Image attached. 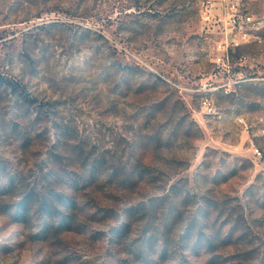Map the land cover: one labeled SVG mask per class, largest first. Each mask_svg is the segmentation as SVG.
<instances>
[{"label": "rangeland", "instance_id": "rangeland-1", "mask_svg": "<svg viewBox=\"0 0 264 264\" xmlns=\"http://www.w3.org/2000/svg\"><path fill=\"white\" fill-rule=\"evenodd\" d=\"M233 6L253 21L225 49ZM0 75V264H144L130 250L149 223L126 209L164 195H187L185 223L219 208L201 219L211 249L180 223L154 264H264V0H0ZM50 170L78 182L56 188L81 231L41 240L6 187Z\"/></svg>", "mask_w": 264, "mask_h": 264}, {"label": "trees", "instance_id": "trees-1", "mask_svg": "<svg viewBox=\"0 0 264 264\" xmlns=\"http://www.w3.org/2000/svg\"><path fill=\"white\" fill-rule=\"evenodd\" d=\"M4 78L0 75V80L3 82ZM237 168H233L228 176L224 175L222 181H227L231 176L235 175ZM146 176L145 170L141 172V178ZM57 185H74L78 186V182H74L71 177L60 176L58 172L53 170L48 171L45 177L42 178L39 190L37 187L27 188L24 183L17 182L13 179H8V186L6 190L17 191L19 199L13 207L8 208L9 215L14 222L28 224L32 215H36L40 221L41 227L37 232V237L41 240L47 239L52 232H70L81 231V224L77 220L78 203L76 200L67 196L63 191L56 188ZM176 185H172L175 187ZM186 194L189 195V192ZM187 196V195H186ZM183 197L181 202L174 200L177 196H162L154 198L149 204H142L131 206L126 209L129 218H135L136 215L146 217L147 224L144 233L151 231L149 238L145 244L137 248H131L130 253L134 254L136 259H139L144 264H154L151 260L155 253H159L161 257L167 253V247L170 242V232L173 226L182 223L183 232L181 235L182 241H185L189 247L194 251H199L204 247L205 243L208 249L213 247V243L209 237H203L202 221L207 218L211 209H218L219 205L211 198H205L202 202L197 203V214L194 219L189 221L183 220V209L179 203L186 199ZM202 203V204H201ZM184 205V204H182ZM163 213L164 217L160 221L162 226L156 224L159 215ZM111 216V215H110ZM113 217V216H111ZM129 228V227H128ZM111 234L116 237L125 231L124 224L114 225L110 228ZM160 247V248H159ZM151 252V253H150ZM208 263H212L209 260Z\"/></svg>", "mask_w": 264, "mask_h": 264}, {"label": "built area", "instance_id": "built-area-1", "mask_svg": "<svg viewBox=\"0 0 264 264\" xmlns=\"http://www.w3.org/2000/svg\"><path fill=\"white\" fill-rule=\"evenodd\" d=\"M232 13L230 14L228 24L237 32V37L232 39L231 42H228L226 46H224L225 49L229 45H232V47H239L244 42H247L249 39V33L247 31V26L252 23L253 19L250 15L245 14L241 15L237 13V9L235 6L232 8ZM230 59L229 56L226 55V57H218L217 58V64L223 65L225 67L230 66ZM207 105V102H205ZM255 153L258 155H261V152L259 149L256 148Z\"/></svg>", "mask_w": 264, "mask_h": 264}]
</instances>
